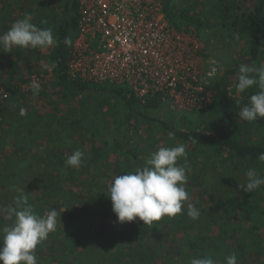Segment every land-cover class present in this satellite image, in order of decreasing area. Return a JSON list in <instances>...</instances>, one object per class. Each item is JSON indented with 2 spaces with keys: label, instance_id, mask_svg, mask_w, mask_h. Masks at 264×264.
<instances>
[{
  "label": "rangeland",
  "instance_id": "1",
  "mask_svg": "<svg viewBox=\"0 0 264 264\" xmlns=\"http://www.w3.org/2000/svg\"><path fill=\"white\" fill-rule=\"evenodd\" d=\"M66 1L0 0V35L6 33L14 21L29 14L32 17L31 22L37 27L51 28L57 40V30L65 13ZM240 7H243L242 1ZM174 8L178 11L188 8L192 15L198 16L201 20V35L198 36L205 53L207 73L214 67L217 69L214 76L206 77L208 87L225 82L224 88L235 91L234 84L239 75V66L254 65L247 60L245 38L237 31L226 28L216 0H174ZM44 21L47 23H43ZM262 29L264 36V24ZM56 45L46 49L14 47L11 53L0 49V208H5V194L11 190L3 189L2 183H5V180H10L14 190L19 188L23 190V194H27L31 190L32 182L38 181L40 176L46 177L50 182V178H53L54 184L56 182L61 184L62 191L48 197V205L44 206L43 213L39 215L43 216L53 209L65 210L63 215L67 212L64 219L59 221L58 218L57 229L67 227L66 231L69 234L66 239L69 247L75 243L72 239L78 231L71 218L76 216L82 218V227L86 226L90 230L87 238L86 236L84 238L85 242L76 246V250L85 264H111L113 251L119 247L123 235L143 226L155 228L154 224L144 225L139 218L132 223L119 224L107 189L116 176L142 168L149 155L158 148L179 144L169 139V134L158 121L180 129L205 133L225 131L238 135L240 131L239 137L245 142H257L264 137V127L247 126L246 123H241L237 127L235 122L209 114L205 110H179L169 101L161 103L156 110L141 111L133 115L125 103L112 92L95 88L72 95L57 89L51 84L53 72L50 64ZM259 65L264 66V61ZM35 76L46 84L45 88L41 89V94H27L32 90L26 92L22 88L16 96L5 97L6 86L15 87L19 91L23 85L21 84L23 77ZM209 89L216 94L214 89ZM228 95L232 98L240 96L233 92ZM21 109L25 110L23 116L20 114ZM243 126H247L246 129H243ZM185 146L187 164L191 169L185 187L190 195L189 202L201 210V215L197 220H192L187 215L185 206L182 214L174 218L165 217L156 225L159 228L164 224L175 223L183 227L191 226L192 234L197 238L211 239V244L206 243L205 254L206 257L211 256L218 260V257H221L218 255L219 249L215 248L218 241L214 242L210 234L218 233V222H221L223 217L226 218L228 210L234 204L235 196L239 197L243 193L239 183H246V172H238L234 166L235 160L228 155L218 156L187 144ZM76 150L84 152L83 167L79 169L65 167L67 157ZM184 163L183 159L178 161L180 165ZM257 173L260 176L262 174ZM255 192H258V189L253 193ZM95 193L98 195L94 197L92 206L86 202L84 204L86 210L82 212L80 205H83L84 199L86 197L90 199ZM42 195L41 191L34 189L30 199L38 201ZM257 196L263 198L264 193L258 192ZM60 201L66 204L61 209ZM73 201L78 204L72 205ZM73 206L80 211L76 216L68 212ZM6 218L7 214L0 211V229L12 224L13 221L9 222ZM101 229L103 231L99 235L110 233L104 241L98 238L97 231ZM53 234L57 238L61 236L56 231L50 235ZM184 235L185 232L180 231L169 235L165 244L171 245V249L168 253L161 252V258L172 259L174 264H182L184 247L180 240ZM238 236L239 238L232 237L234 241L228 240L230 247L232 241L234 243L242 240L241 234ZM50 238L51 236H48L35 252L38 264L41 260H44V264H55L53 256L51 258L48 256L51 254L50 247L54 244ZM2 247L3 243L0 242V248ZM69 247L63 252L64 255L71 257L68 253ZM226 255H231L229 249L224 259ZM163 262L158 260L157 263Z\"/></svg>",
  "mask_w": 264,
  "mask_h": 264
},
{
  "label": "trees",
  "instance_id": "2",
  "mask_svg": "<svg viewBox=\"0 0 264 264\" xmlns=\"http://www.w3.org/2000/svg\"><path fill=\"white\" fill-rule=\"evenodd\" d=\"M240 1L243 3V7H240ZM216 0L219 4V8L224 19V24L226 28L230 31H237L246 40V56L247 60L253 63L255 66L259 67L260 62L264 61V36H263V24H264V0ZM165 11L170 22L178 29L181 28H194L200 34L201 30V20L198 16L192 15L190 9L180 10L174 8V0H164ZM65 13L60 26L57 30V45L51 56L50 64L53 72V80L51 84L64 92L69 94H81L85 91L91 89H99L106 92H112L114 96L121 99L129 112L133 115L140 113L141 111H150L158 109L162 104L159 98H154L152 100L142 103L141 101L129 97V93L125 89H121L116 86H110L108 84L98 85L91 83H83L80 80H72L68 73V62L70 58V49L73 42L77 36V24L79 19V0H67L65 4ZM243 8V9H242ZM175 12V13H173ZM75 35V36H74ZM65 37H71L72 44L67 46L64 44ZM32 77L22 78L23 85H32ZM18 80V78L16 79ZM223 83H216L210 85L216 91L213 98L211 106L205 110L209 114H214L227 119L230 122H235L234 124L238 127L241 123H246L247 126L255 125L259 127H264V119H258L254 122L241 121L238 113L239 111L250 102V96L255 94L258 89H249L246 93L241 94L239 97H229L231 91L230 88H224ZM22 85V86H23ZM21 86V85H19ZM46 84L42 83L40 85L41 94L42 88H45ZM22 88L18 89L12 86H6L5 96L9 95L16 96ZM32 92L27 94L36 93L32 88ZM28 92L27 90H25ZM34 91V92H33ZM158 123L163 127V129L169 134H174V141L179 144L190 145L195 148H200L207 152L217 154L218 156L228 155L231 159L235 160V168L238 172H247L250 168H255L257 172L261 173L264 177V161H259L258 156L264 153V137L257 142H245L239 135L233 133L220 132V133H205L202 131L185 130L177 127L170 126L166 122L158 121ZM247 126H243L246 129ZM61 172V171H60ZM59 172V173H60ZM61 175V174H59ZM63 179L65 176L61 175ZM51 182L44 176H40L38 181H33L31 190L29 193L24 194L28 198V202L33 205L34 210L41 214L43 213L44 206L47 204L48 197H53L55 194L62 191L61 184H54L53 178H50ZM57 180V179H56ZM3 189H11L5 194V208L15 206V198L19 193L14 190L15 188L11 186L10 180H5L2 183ZM11 186V187H10ZM95 187H97L95 185ZM39 190L43 195L38 199V201H31L32 191ZM95 189H93L94 193ZM258 192L264 193V186L258 189ZM258 192L247 193L244 192L239 196H235L234 204L228 210L226 218L223 217L222 221L219 223L218 233L216 235H211L210 237L216 242L215 248L218 250L217 260L219 264H226L223 258L227 252V249L231 251V254L235 253L238 258V264H264V197L259 198ZM98 194H93L90 199L87 197L84 199L81 211L86 210L84 204H89L92 206L94 197ZM78 198H76L77 200ZM61 209L63 205L66 204L60 201ZM72 205H77L73 201ZM61 211V210H59ZM58 211V212H59ZM82 211V212H83ZM73 216L80 213L73 206L68 211ZM67 212L61 217L64 219ZM81 217L76 216L71 218L75 225L78 227L74 241L71 247L67 245L66 236L69 234L65 229L58 228L56 232L60 233V238H57L55 234L51 236L50 240L54 243L50 247L51 254L48 255L50 258L53 256L55 264H85L83 258L77 255L76 246L84 243L89 232V228L85 226L83 228L81 225ZM9 222L8 217L6 218ZM155 228L140 227L139 229H132L128 231L127 235H123L119 247L113 251V259L111 264H159L158 260L164 261L163 264H174L172 259L165 260L161 258V252H167L171 249V245H166L165 240L168 239L169 235L175 234L178 231L185 232L182 240H180L183 249L182 264H189L192 258L196 257H206L207 245L211 239L208 237L197 238L196 235L192 234L193 230L191 226L183 227L181 224L175 223L172 225L164 224L161 228L154 224ZM177 228H174V226ZM243 226V227H242ZM103 229L98 230V238L102 241L106 240L110 233H104L99 235ZM241 234V241L233 243V238H239ZM233 237V238H232ZM78 238V239H76ZM129 238V239H128ZM128 239V240H127ZM232 239V247L228 240ZM54 240V241H53ZM126 241H129L128 243ZM106 242V241H105ZM213 242V243H214ZM249 242V243H248ZM127 243V244H126ZM133 245H132V244ZM108 245V243L106 242ZM69 247L68 253L71 257L64 255L63 250ZM214 248V249H215ZM213 251V250H212ZM47 256V257H48ZM230 256V255H226ZM43 258V257H42ZM138 259H141L138 260ZM143 259V260H142ZM38 260V259H37ZM50 260V259H48ZM224 261L223 263H221ZM39 264H44V260L39 261ZM48 264V263H47ZM176 264V263H175Z\"/></svg>",
  "mask_w": 264,
  "mask_h": 264
},
{
  "label": "built area",
  "instance_id": "3",
  "mask_svg": "<svg viewBox=\"0 0 264 264\" xmlns=\"http://www.w3.org/2000/svg\"><path fill=\"white\" fill-rule=\"evenodd\" d=\"M204 54L194 28L170 22L164 0H79L68 73L72 80L125 89L142 103L159 98L182 111H203L215 96Z\"/></svg>",
  "mask_w": 264,
  "mask_h": 264
},
{
  "label": "clouds",
  "instance_id": "4",
  "mask_svg": "<svg viewBox=\"0 0 264 264\" xmlns=\"http://www.w3.org/2000/svg\"><path fill=\"white\" fill-rule=\"evenodd\" d=\"M32 17L25 14L24 18L13 22L10 29L0 35V49L11 53L14 47L24 49H46L56 45L51 28H39L32 22ZM43 23H47L44 21ZM64 44L71 46V37H65ZM214 67L208 73L214 75ZM239 75L234 84L236 95L246 93L249 89L257 88L258 91L250 96V102L238 113L241 121L254 122L264 119V66L241 64ZM31 87L38 94L39 83L33 81ZM23 116L25 110L21 109ZM169 139H174V134L169 133ZM183 159V165L178 161ZM259 161H264V153L259 154ZM84 165V152L74 151L65 161V167L79 169ZM190 166L187 164V151L184 144L173 147H160L152 152L142 168L135 172L116 176L107 189V195L112 202L113 212L119 224L135 222L137 218L146 226L161 222L165 217L174 218L187 209V215L192 220H197L201 210L190 203V195L185 185L188 182ZM247 181L239 183L242 191L253 193L264 186V177L260 176L255 168L246 172ZM19 193L15 198V206L0 208L12 220L10 226L0 229L2 236L0 242V262L2 264H38L35 252L48 236L58 227V218L65 210L55 209L39 215L23 190L17 188ZM226 264H238L235 253L225 258ZM189 264H218L211 256L192 258Z\"/></svg>",
  "mask_w": 264,
  "mask_h": 264
}]
</instances>
